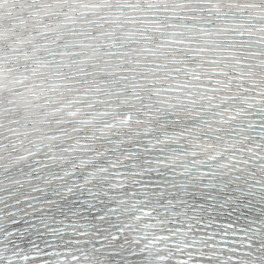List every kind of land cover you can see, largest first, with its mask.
<instances>
[{"label": "snow or ice", "instance_id": "1", "mask_svg": "<svg viewBox=\"0 0 264 264\" xmlns=\"http://www.w3.org/2000/svg\"><path fill=\"white\" fill-rule=\"evenodd\" d=\"M0 264H264V0H0Z\"/></svg>", "mask_w": 264, "mask_h": 264}]
</instances>
